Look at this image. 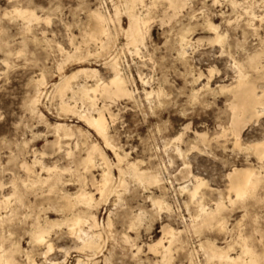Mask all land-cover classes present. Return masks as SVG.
I'll return each instance as SVG.
<instances>
[{
	"label": "rangeland",
	"instance_id": "1",
	"mask_svg": "<svg viewBox=\"0 0 264 264\" xmlns=\"http://www.w3.org/2000/svg\"><path fill=\"white\" fill-rule=\"evenodd\" d=\"M127 1L0 0V181L4 184L0 189V197L13 192L12 181L15 178L19 196L18 200L12 202L9 209L2 211L0 234H3L4 238H0V247L3 250L12 246V248H20V252L16 254V260L20 264H28V261H25V254L33 256L37 264H46L40 256L42 248L32 242L31 225L37 216H41L42 222L46 218L50 220L65 219L69 213L62 211L57 199L63 193L73 194L82 188L87 192H94L88 187L90 175H87L82 160L89 145L96 143L103 147L102 140L94 134V131L90 130L84 122V124L80 122L76 115L61 109L59 98L51 94V85L57 82L61 76L69 75L81 67L97 69L102 80L107 81L112 76L108 67L104 65L107 56L102 55L103 58L101 55H98L99 57L89 56L81 61L73 58V61L72 59L70 61L63 58L59 48L61 46L64 51L73 53L74 46L82 42V32L88 29L91 24L89 13L99 9V12L112 15L115 4L121 6L120 26L126 29L129 21L124 7ZM238 1L242 2V0ZM151 2L156 5L151 6L148 16L151 38L146 41V48L142 47L140 54L135 53L132 49L130 52L124 49L126 40L116 25L118 33H116L115 44L113 43L112 51L110 49L109 54L112 52L113 55L121 58L125 76L129 77V80L133 78L135 81V87H132L131 83H129V87L137 89V92L135 90L136 95L133 99L111 105V112L116 116V119L113 124H110L109 133L114 143L119 144L121 150L129 154L128 162L142 160L141 169H144L143 171L161 173V177L164 179V189L158 190L152 186H141L130 175L122 174L121 177L117 167H113V188L115 187L116 191L120 189L121 198L118 199L116 195L111 194L107 198L99 200L97 205L94 204L91 209L78 204L73 207L74 215L87 217L94 214L99 226L103 228H100L102 234L101 249L99 250L101 251L96 255L97 259L87 261V258L91 259L88 257L91 256L90 252L75 250L77 243L74 238H70L64 227L54 231L50 237L54 251L52 255H49V259L60 264L64 259H66L65 264H76V260L79 258L83 261L86 259L85 262H97V264H163L159 255L147 253L146 245L161 237V227L165 224L176 230H183L179 242L172 246L169 264H187L189 262L188 255L191 252L194 253L193 250L199 251L197 250L199 249L198 244L203 246L209 243L213 246H225L230 238L227 241L225 237L217 236L212 228V230L209 228L201 230L192 218L193 222L189 221V216L195 214V208L190 205V212H187L185 202L189 201L188 197L178 191L179 186L188 184L187 179H182L178 174L183 168L184 162L186 161L185 163L190 166L194 176L208 181L210 189H206L204 194L206 205L210 206L209 208H213L212 204L218 197L217 190L221 191L225 198V176L231 171V168L253 166L262 171L264 175V169H261L262 163L253 155L247 154L245 150L234 148L229 136L220 138L219 142L211 141L205 149L201 148L202 152H189V155L183 160L177 157L173 145L168 144L170 139L184 132L185 126H188L189 130L183 135L182 143H184L180 144V148L184 151L194 142L195 131L207 133L209 139H213L221 133V127H228L230 120L227 108L229 95L221 93L219 87L229 85L235 79L236 74L232 69L230 55L236 60H242L247 53L258 48L257 37L253 35L250 28L245 26L249 21L248 16L244 15L242 8H232L229 1L220 0L219 7L213 6L211 10L202 11L201 8L195 7L194 0H192L176 20L170 24H163L161 19L167 11L166 3L160 0H151ZM195 2L202 3V0H195ZM14 6L35 10L41 20L38 23H32V26L27 28L22 20L9 14ZM253 6L257 17L253 24L258 29L259 36L264 37V23H261L259 18L264 15V0H253ZM46 17L50 19L51 23L44 21ZM194 17L196 19H193ZM207 20L220 27L222 33H227L228 39L224 47L218 44H208L207 40L213 34L205 28ZM86 25L88 26L86 27ZM185 32H189L187 35L189 34L188 36L193 41L203 37L204 43L194 50H188L186 58L182 59L177 53L179 52L178 42L180 36ZM70 38H74V46L71 44ZM88 50L93 54L95 47L93 45H89L87 48L82 47L84 53ZM20 51L22 53H18ZM67 61L68 63H66ZM60 63H65V66ZM58 65H61L60 70H58ZM210 68L215 69L209 84L211 90H202L198 94L197 101H193V92L200 89L206 81L194 83V79L198 77L199 72L207 75ZM138 74L146 77L149 83L143 85L138 79ZM40 75L44 77L45 85L40 87L42 94L39 95L37 110L45 116L44 119H40L29 108L30 101L37 92L34 81L41 78ZM87 84L93 85L94 82ZM262 85L264 84H259V88L262 89ZM158 86L163 88L166 96L147 102L143 90L149 91ZM69 103L72 107L76 105L73 100H69ZM77 103L78 105L74 108L78 112L81 103ZM57 122L65 123L72 129L77 130L79 127L78 129L87 131L86 145L80 144L77 148L74 146L75 141H67L66 143L71 146L62 148L59 153L50 146H46L47 143H51L49 141L55 140L52 126ZM263 138L264 117H261L258 122L251 123L244 131L242 143L247 145ZM170 147L171 149H168ZM41 151L46 153V157L44 155L42 158L44 165H58L70 169V173L65 174L58 184L53 181L38 182L33 185L29 182L25 184L22 182L26 176L20 169L21 163L23 161L31 163L34 152L40 155ZM66 151L72 152L71 158L66 156ZM105 152L112 164H116L117 161L113 154L107 149ZM120 167V169H125L126 163ZM35 170L40 172L39 166ZM101 173L100 168L93 171L98 180ZM41 175L45 177L44 173ZM114 179L116 183H114ZM122 180L126 183L123 189L119 185ZM182 180L185 181L181 182ZM53 186H55L54 189ZM261 190L259 189L257 193L262 194ZM150 192H153L155 196L166 198L173 211L170 216L165 214L157 216L154 211L150 210L152 208L148 202V197L151 196ZM260 194L257 199H247L243 204L230 205L225 201L227 203L225 215L230 229L237 221L243 219L245 233L251 235V245L261 253L264 245L261 238L264 229V198H262L264 196H260ZM42 202H45L43 207L40 206ZM141 211L144 214L142 218L144 217L145 220L142 219V223L136 222V231L128 232V225L132 217ZM108 216L112 220V226L106 229ZM124 235L130 236L132 239L135 238L136 244L142 247V251L136 257H132L131 247L124 242ZM64 250L68 252V257H65ZM196 252L194 253L195 263L200 261L202 264L200 255L199 261L196 260Z\"/></svg>",
	"mask_w": 264,
	"mask_h": 264
},
{
	"label": "bare ground",
	"instance_id": "2",
	"mask_svg": "<svg viewBox=\"0 0 264 264\" xmlns=\"http://www.w3.org/2000/svg\"><path fill=\"white\" fill-rule=\"evenodd\" d=\"M160 1L166 3L165 5L167 6L168 11L164 13L163 18L161 19V22L163 24H170L173 20H176L179 15L182 14L192 2V0H187L188 6L185 7L186 0ZM224 1H229L231 6L233 5V3L238 5L237 7L232 6V8L234 9L242 8V10L244 11V15L248 16L249 18V21L245 24V26L246 28L251 29L253 35L257 37L258 40V48L251 53H247L244 59L236 60L230 55L232 61V69L233 72L236 74L234 77L235 79L229 85H223L219 87L221 93L229 95L227 108L230 113V120L228 127H221V133L213 139H209L207 133L195 131L194 142H192L189 145L188 149L184 151L180 148V144L183 141L184 133L189 130V127L185 126L184 132L177 134L175 137L170 139L168 144L173 145L175 154L177 155V157L183 160L185 157H187V155H189V152H202L203 150L201 148L205 149L207 146H209L211 141L214 140L215 142H219L218 140L220 138H227L229 136V138L233 142L234 148L236 147L238 149L245 150L247 154H251L256 157V159L260 163H262L261 169H264V138L262 140L260 139L259 141L252 142L247 145L242 143V135L244 131L251 123L258 122V120L262 117L261 113L264 112V88H259V84H264V37L259 36V31L257 28H255V25L253 24L254 19L257 18L253 10V0H242V2H239L238 0ZM150 2L151 0H128L125 3L124 11L129 21L128 27H126V29H123L120 26L119 16L121 6L119 5H113L112 15L109 13L107 14L104 12H99V9L98 11L94 10L90 12L89 19L91 24L88 29L82 32L81 44L74 46V37L70 38V42L74 46L73 53H68L64 51L61 46L59 48L60 52L63 54V58L65 57L66 60L70 61L71 59L73 61V58H77L79 61H81L85 57L89 56H107V58H105L106 62L104 61V65L108 67L107 69L110 71L112 76L107 81H104L100 77L99 71L97 69L81 67L79 69H76L74 72H71L69 75L66 74L61 76V78H59L57 82L51 85V94H53L54 97L56 96L59 98L61 109L66 112H71V114L73 113L77 116L80 122H84L90 130L94 131V134H96L102 140L103 147L96 143L89 145L87 147V150L85 151L86 155L82 160L85 170L88 173L87 175H90V179L87 177L89 179L88 187H90L91 190L94 192H87V190L82 188L73 194H68L66 192L63 194L61 193L62 195L57 198L59 201L58 203H60L62 211L69 213V215L65 219L58 220H50L48 218H44V222L41 221V216H37L33 224L31 225L32 229H30V236L32 238V242L37 244L38 247L42 248L40 256L43 258L46 264H60L58 262H55L54 260L49 259V255H52L54 251V246L50 240V237L54 233V231L60 230L64 227L67 229L70 238H74L77 243L76 247L74 248L75 250L82 252H90L91 256L88 257H91V259L87 258V261H93L97 259L96 255H98V253L101 251L99 250L101 249L100 240L102 234L100 231L103 228L99 226L97 217L94 214L87 217L81 215H74L73 207L78 204L86 206L87 209H91V207H94V204L95 206L97 205L96 203H98L99 200L105 199L111 194L116 195V197L120 199V189L119 191H116L114 190L115 187L113 188V167H117L118 172L121 174V177L122 174L130 175L141 186H152L154 188H157L158 190L164 189V179L161 177V173H159L158 171H143L144 169H141L143 164L142 160H134L132 162H128L127 158L129 154L122 151L119 147V144H117V146L114 143L109 133L110 124H113L116 119V116L111 112V105H116L122 101H129L135 97V93L137 92V89H135V92L134 89H131L129 87V83H131L132 87H135V81L133 78L129 80V77L125 76L120 61L121 58L119 59V56L117 57V55H113L112 52H110L109 54L110 49L113 47L112 45L115 41V38L117 37L116 33H118V31L116 32V25L119 27V31H121L125 37L126 43L124 44V49L128 50V52H130L132 49L135 53L140 54L142 47L146 48V41L151 38V27L149 25L150 19L148 18L151 9L149 4L152 3ZM153 6H156L155 3L153 4ZM9 14H11L17 19L22 20L26 24L27 28L32 26V23H38L41 20V18L37 16L35 10L23 8L20 6H14ZM262 17H264V15L259 17L260 21ZM49 20L50 19L48 17L44 19L46 23ZM208 23H214H212L210 20H207L205 23L206 30L208 32H211L208 27ZM87 26L88 25H86V27ZM187 33L189 32H185L184 34H182L178 42L179 52L177 53L179 55H177L180 56L182 59L186 58L188 50H194L202 46L204 43L203 37L197 38L195 41H193V39H191L190 36H188L189 34L187 35ZM211 34H213V38L210 37V39L208 40L206 38V40L208 44H215L213 41L216 39V34L213 32H211ZM89 45H93L95 47L93 54L92 51L89 50L86 53L82 51V47L87 48ZM221 47H224V45ZM18 53L22 52L20 51ZM66 63H68V61ZM57 67L58 70L61 69V65H58ZM214 68H210L207 72V75H204L203 73L199 72L198 77L195 79L193 78L194 83L206 80L200 89L193 92V101H197L198 94L201 93L202 90H211L209 84L215 73ZM138 79L143 85H147L149 83L148 80H146V77H144L142 74H138ZM44 82L45 81L43 76H41V78L39 77L38 80L34 81V84L37 89L35 90L37 92L36 96H34V98L30 101L29 104V108L32 113L38 115L40 119L45 118V116H43L37 110V106L39 103V95L42 94L40 93V87L42 88L45 85ZM89 82H94V84H87ZM143 95L145 96V99L148 100L147 102H150L149 100L151 99H160L165 97L166 93H164L163 88L161 86H158L156 89L151 88L149 91H146L144 89ZM69 100H73L76 103L74 107L78 105L77 102H80L81 104H79L81 106L78 107L80 111H75V108L70 105ZM149 106L151 105L149 104ZM52 127L55 140L53 142L49 141L51 143H47L46 146H50V148H52L54 151H58L57 153H59L62 148L71 146L70 144L66 143L67 141H75L74 146L77 148L80 146V144H82L83 146L86 145V137L88 134L87 131L78 129L79 127L77 128V130L72 129L71 126H68L65 123L61 122H57ZM76 136L78 138L77 140ZM105 149H107L113 154L115 160L117 161L116 164H112V162L109 160ZM168 149H171V147ZM44 155L46 157V153L44 152H42L40 155H37L36 152H34L33 160L31 163H28L26 161H23L21 163L20 169L24 172L26 176L25 180H22L24 184L26 182H29L31 183V185H33L38 182L47 183L51 181L55 182V184H58L65 174L70 173L69 168H62L58 165H44L42 161ZM66 156L68 158H71L72 152L66 151ZM185 162L183 164V168L178 174L180 177H182V179H187L188 184H186L185 182L186 185H184L183 183L184 186H179L178 191L183 193L182 195L185 194L188 197L189 201L185 202L186 211L190 212V205H193L195 208V214L193 216H189V221L193 222L191 221L192 218V220H194V222L198 224V228H200L201 230H204L205 228H209L210 230L213 229V232L217 236L225 237L227 241L230 238V241H228L227 245L225 246H213L209 243L208 245L206 244L203 246L198 244L199 249L197 250L199 251L196 252V250H193L194 253L196 252V260H198L201 256L202 260H200L203 261L204 264H264V245L263 252L260 253L259 251H257L255 249L256 247H254L250 243L251 235H247L245 233L244 225L241 223L243 222V219L237 221L233 228L230 229L228 227V221L225 215V213L227 212V203H225V201L229 202L230 205H235L237 203L243 204L247 199H257L260 194L257 193L259 189H262L261 191L263 192L262 194H260V196H264V175L262 174V171L257 170L253 166L234 167L233 169L231 168V171L228 172L225 176V198L223 197L224 194L221 191L217 190L218 197L214 201V204H212L213 208H209L210 206L208 207L206 205V198L204 194V191L206 189H210L208 181H205L204 179L198 176H194L190 170V166ZM124 163H126L125 169H120V165H124ZM37 166H39L40 172H37L35 170ZM97 168H100L102 171L99 180L96 179L93 174V171ZM42 173L45 174V177H42ZM15 181L16 178L12 181L13 192L5 196L3 194L0 197V221L3 219L2 211L9 209L11 207L12 202L19 199V196L17 194L18 185L15 183ZM115 181L116 180L114 179V183H116ZM183 181L185 180H182L181 182ZM201 181L205 182V186H200ZM82 182L81 184H83ZM120 183L121 184L119 185L123 189L126 183L124 180H122ZM242 185L247 186L250 189L251 194L246 199H241L237 201L235 193L230 192L229 190L232 188H239ZM3 186L4 184L0 181V189H2ZM198 186H200V190L197 193L196 189ZM54 188L55 186H53V189ZM211 190L214 191V189L212 188ZM180 192L178 193L180 194ZM150 194L151 196L148 197V202H150L152 207L150 210L154 211V214L156 213L157 216H162L163 214L170 216L173 211L171 205L167 202L166 198L155 196L153 192H150ZM194 194L197 196L195 200L193 199ZM97 196H99V198H97ZM218 205H220L219 208L217 207ZM40 206H45V202H42ZM142 211L138 215L132 217L128 225V230L131 229V231H136V222L138 223L139 221L140 223H142V219H144V217L142 218V215H144L142 214ZM111 226L112 220L110 219V216H108L106 229L110 228ZM253 231L256 232L255 230ZM182 233L183 230H176L174 227L172 228L168 224L163 225L161 227V237L159 239H156L152 243L146 245L147 253H149L150 255H159L163 264H169L171 261L172 246L179 242ZM38 236H43L46 243H37L36 238ZM0 238H4L3 234H0ZM261 238L263 239L264 243V229L262 231ZM123 239L126 244L130 245L132 257H136L142 251V247L136 244L135 238L132 239L130 236L124 235ZM47 245H51L52 251H48ZM12 247L7 250H3L2 247H0V264H20L16 260V254L20 252V248L18 249V247ZM194 253L191 252L190 255H188L189 262L187 264H201L199 260V262L195 263ZM25 257V261H28V264H37L36 261L33 259V256H26L25 254ZM65 257H68L67 251H65ZM65 260L66 259H64L61 264H65ZM85 261L79 258L76 260V264L93 263ZM93 264H97V262Z\"/></svg>",
	"mask_w": 264,
	"mask_h": 264
},
{
	"label": "snow or ice",
	"instance_id": "3",
	"mask_svg": "<svg viewBox=\"0 0 264 264\" xmlns=\"http://www.w3.org/2000/svg\"><path fill=\"white\" fill-rule=\"evenodd\" d=\"M194 3H195V7L201 8L202 11L211 10V9H213V6H216V7L220 6V0H202V3L201 2H195V0H194ZM149 6L151 7L153 5H149ZM187 6H188V3L186 0L185 7H187ZM232 6L237 7L238 5L233 3ZM193 19H196V17H194ZM47 23H51V21L49 20V21H47ZM261 23H264V17L261 18ZM208 27L211 30V32L216 34V39L213 42L215 44L223 46L228 39L227 33H222V30L220 27H218L217 25L211 24V23H208ZM262 88H264V85H262ZM261 116L264 117V112L261 113ZM200 186H205V182L201 181ZM200 186H198L196 189L197 193L200 190ZM229 191L235 193L237 201H239L241 199H246L251 194L250 189L244 185H242L239 188H232ZM196 198H197V196L194 194L193 199L195 200ZM217 207L219 208L220 205H218ZM241 223L243 224V222H241ZM129 231H131V229H129ZM126 239H127V237H126ZM36 242L39 244H45L46 243L43 236H38L36 238ZM47 247H48L49 252L52 251L51 245H47Z\"/></svg>",
	"mask_w": 264,
	"mask_h": 264
}]
</instances>
